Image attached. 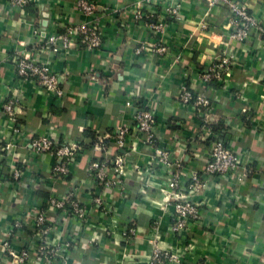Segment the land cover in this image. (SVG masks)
<instances>
[{
    "label": "crops",
    "instance_id": "obj_1",
    "mask_svg": "<svg viewBox=\"0 0 264 264\" xmlns=\"http://www.w3.org/2000/svg\"><path fill=\"white\" fill-rule=\"evenodd\" d=\"M95 1L102 47L51 56V69L64 91L57 98L30 82L20 83L10 59L33 43L35 30L46 35L90 18L75 9L74 0H28L23 10L0 0V139L13 135L3 112L9 96L19 98L15 113L23 132L15 149L0 155V264H31L15 261L2 242L17 218L24 227L12 245L19 249L27 240L37 241L32 226L39 208L47 210L52 226L47 244L69 243L52 264H149L155 246L174 254V264H264V38L253 31L243 43L230 39L228 11L209 8L204 0H179L174 20L165 19L162 6L152 4L145 12L167 26L168 53L156 56L149 50L157 39L148 27L152 19L133 18L136 0ZM238 1L264 27V0ZM141 44L146 48L136 54ZM218 55L233 58L230 74L223 83L204 85L200 74ZM182 82L209 98L210 112L197 115L178 103ZM129 97L132 107L125 105ZM142 103L155 115L158 144L184 172L202 169L215 137L249 171L240 184L210 177L191 196L205 218L202 226L177 234L169 230L173 207L166 205L165 176L152 162L151 147L133 132V113ZM125 126L130 131L124 147L117 149L114 136ZM215 127L219 131H212ZM44 134L82 145L69 174L59 180L51 175L55 156L34 154L29 147L32 138ZM98 137L105 143L101 151L94 149ZM115 153L126 158L123 196L96 185L88 173L91 162ZM15 168L21 170L17 180L12 178ZM69 190L85 206L84 219L65 218L48 205L52 193ZM129 226L137 236L127 240L122 231Z\"/></svg>",
    "mask_w": 264,
    "mask_h": 264
},
{
    "label": "built area",
    "instance_id": "obj_2",
    "mask_svg": "<svg viewBox=\"0 0 264 264\" xmlns=\"http://www.w3.org/2000/svg\"><path fill=\"white\" fill-rule=\"evenodd\" d=\"M13 10H23L28 0H6ZM209 8L224 7L231 18L232 32L230 39L237 43H243L250 38L253 31L264 38V27L246 7L238 0H204ZM152 4L162 6L165 19L174 20L179 16V0H136L132 7L134 20L152 19L148 24L150 31L157 36L155 43L149 49L153 55L163 56L168 53L165 44L166 22L158 20L159 17H150L145 8ZM75 9L90 18V20L73 21L63 24L49 34H40V31L33 32L34 41L20 53H16L11 60L14 68V77L20 83L30 82L41 88L43 91L60 98L63 96V89L60 86L58 75L50 66L51 56H59L71 48L95 51L102 47L103 36L98 25L96 12L98 9L95 0H74ZM205 28V26H203ZM146 48L141 44L136 50L140 54ZM233 58L228 55L217 56L200 74L204 85L211 81L223 83L230 74ZM19 98L15 95L9 96L3 104V112L13 124L12 138L10 140L0 139V155H7L15 149L18 139L23 132L16 119L15 107ZM177 101L183 106L192 108L195 114L202 116L210 112L211 102L207 96L201 93H193L185 82L179 85ZM125 105L132 107V99L129 97ZM133 132L140 141L151 147L152 162L154 166L165 176L166 179V205H172L173 215L169 230L177 234L185 232L191 226L204 225L205 218L199 205L191 200V196L205 188L206 181L210 177L226 178L229 183L240 184L246 180L249 171L241 166L239 155L233 151L225 141L215 137L207 159L201 170H192L188 173L183 171L181 164L175 160L170 151L158 144L155 130L156 118L148 103L136 106L133 113ZM204 128L206 126L204 125ZM130 129L120 127L114 136V145L122 149L125 145V137ZM31 152L34 154L49 153L55 156L56 163L52 168L51 175L54 179L65 177L69 174V165L72 164L75 156L82 150L78 142H59L50 135H41L32 138L29 142ZM104 147L103 138L98 137L94 144L96 151ZM126 158L124 155L115 153L111 159L102 158L91 162L88 166L89 176L105 189H115L119 196L124 194V171ZM21 176V170L15 168L12 178L17 180ZM101 204L99 199H94ZM48 205L65 218L84 219L86 208L82 202L76 199L72 190L65 193H52L48 198ZM24 227L23 219L17 218L10 225L7 237L2 242L3 248L15 261L31 264H52L57 255L63 249L69 247V243L57 246L47 244V236L51 232L47 210L36 209L33 214L32 230L37 241L33 239L23 242L19 249L12 245V238L18 239ZM122 235L128 240L137 236L134 226L124 228ZM178 258L169 251L162 250L155 246L152 250L149 264H174Z\"/></svg>",
    "mask_w": 264,
    "mask_h": 264
},
{
    "label": "trees",
    "instance_id": "obj_3",
    "mask_svg": "<svg viewBox=\"0 0 264 264\" xmlns=\"http://www.w3.org/2000/svg\"><path fill=\"white\" fill-rule=\"evenodd\" d=\"M216 84L217 83L215 81H211V82L208 83V85H213V86H215ZM212 131L217 132V131H219V129H217V127H215L214 129H212ZM81 143H84V142H81ZM103 144H105L104 141H103Z\"/></svg>",
    "mask_w": 264,
    "mask_h": 264
}]
</instances>
